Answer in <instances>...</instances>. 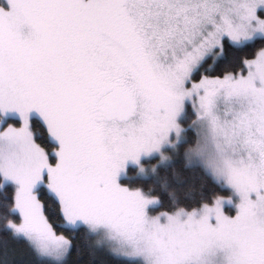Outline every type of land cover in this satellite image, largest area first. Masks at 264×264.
<instances>
[{"label": "snow or ice", "instance_id": "1", "mask_svg": "<svg viewBox=\"0 0 264 264\" xmlns=\"http://www.w3.org/2000/svg\"><path fill=\"white\" fill-rule=\"evenodd\" d=\"M186 102L215 183L159 179ZM0 229L47 264L58 229L124 264H264V0H0Z\"/></svg>", "mask_w": 264, "mask_h": 264}, {"label": "trees", "instance_id": "2", "mask_svg": "<svg viewBox=\"0 0 264 264\" xmlns=\"http://www.w3.org/2000/svg\"><path fill=\"white\" fill-rule=\"evenodd\" d=\"M227 55L231 56V53ZM161 170V169H160ZM159 170V171H160ZM200 184L204 177L202 169H198ZM165 172L160 171V178L164 179ZM168 175V174H166ZM184 179H186L187 187L196 186V179L190 178L187 172L184 171ZM169 183L171 180H176L174 177L166 176ZM182 176H179L181 180ZM213 183L215 181L208 175ZM180 182V181H179ZM198 185V187L200 186ZM197 187V186H196ZM65 235L73 241L69 253L64 258L63 264H124L122 257L115 255L104 244H97L96 238L83 229H77L75 235L64 230H57V235ZM49 258L39 256L24 238H15L10 233L0 229V264H47Z\"/></svg>", "mask_w": 264, "mask_h": 264}, {"label": "rangeland", "instance_id": "3", "mask_svg": "<svg viewBox=\"0 0 264 264\" xmlns=\"http://www.w3.org/2000/svg\"><path fill=\"white\" fill-rule=\"evenodd\" d=\"M178 119L182 125V130H181V134H180V139L176 144V148L180 149L181 153L178 154L177 152H175L171 148H169L168 151L173 156V159L168 163L167 167L161 166L160 171L162 173H163V171L165 172V174H162V175H165V177L169 175L170 178H172L173 177L172 176V170L174 168L176 170V172L179 174V176H182L181 180L179 179V181H180L179 186L187 188L188 181L186 182V179H184V176H186V175H184V171H185V172H187V174L189 175L190 178L192 177V178L196 179V186L198 187V185L200 184L199 178H201L198 176V174L200 173V172H198V169H201L202 166L201 167L190 166L188 163H186V160L184 159L183 154H182V148H183L184 143L187 140L194 138L196 136V129L198 127V125L193 124V121L196 120V113L191 109V103L190 102L188 104H187V102L185 103V107L181 111V113L179 114ZM152 162H155V157H153ZM166 174H168V175H166ZM209 175L211 176V174H209ZM207 178L210 179L208 176H207ZM211 178H213V177H211ZM159 179H161V178L159 177ZM213 180H214V178H213ZM154 181H157V177L153 176L151 173H149V175L145 177L144 183H142L140 185H136V186H130V187H142L145 190H147L148 187L153 186ZM176 185H177V180L173 181V179H172L170 186H176ZM157 191H158V188H157ZM152 194L155 195L157 193L153 192ZM157 211H159L158 205H151L150 204L146 208V212L150 216L155 215ZM235 211H236L235 208H229L228 209V212L230 215H234ZM104 245H106V247L108 248V245L106 243Z\"/></svg>", "mask_w": 264, "mask_h": 264}, {"label": "clouds", "instance_id": "4", "mask_svg": "<svg viewBox=\"0 0 264 264\" xmlns=\"http://www.w3.org/2000/svg\"><path fill=\"white\" fill-rule=\"evenodd\" d=\"M186 163H187V160H186ZM190 166H192V165H190ZM202 166V165H201Z\"/></svg>", "mask_w": 264, "mask_h": 264}]
</instances>
